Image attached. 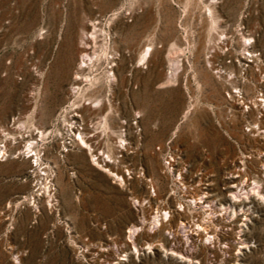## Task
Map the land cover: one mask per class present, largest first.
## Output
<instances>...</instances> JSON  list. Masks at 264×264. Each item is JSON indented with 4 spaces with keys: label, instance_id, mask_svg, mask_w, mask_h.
Returning a JSON list of instances; mask_svg holds the SVG:
<instances>
[{
    "label": "rangeland",
    "instance_id": "374dc122",
    "mask_svg": "<svg viewBox=\"0 0 264 264\" xmlns=\"http://www.w3.org/2000/svg\"><path fill=\"white\" fill-rule=\"evenodd\" d=\"M0 149V264H264V0H0Z\"/></svg>",
    "mask_w": 264,
    "mask_h": 264
},
{
    "label": "bare ground",
    "instance_id": "6f19581e",
    "mask_svg": "<svg viewBox=\"0 0 264 264\" xmlns=\"http://www.w3.org/2000/svg\"><path fill=\"white\" fill-rule=\"evenodd\" d=\"M140 5V4H139ZM137 8V7H136ZM134 9V8H133ZM133 11V10H132ZM135 11V10H134ZM136 12V11H135ZM132 13V12H131ZM115 14V13H114ZM138 14V13H137ZM138 16V15H137ZM92 20V19H91ZM101 21V20H100ZM101 24V23H100ZM97 28V27H96ZM101 30H102V28H101ZM104 30V29H103ZM99 31V30H98ZM106 31V30H105ZM86 32H89V31H86ZM92 32H94V31H92ZM100 32V31H99ZM99 32L97 33V34H99ZM101 32H103V31H101ZM141 32V31H140ZM84 33V32H83ZM91 33V32H90ZM95 33V32H94ZM96 34V33H95ZM103 34V33H102ZM135 34V33H134ZM84 35H86V34H84ZM101 35V33L99 34V36ZM101 36H103V35H101ZM105 36V35H104ZM133 36V35H132ZM86 38V37H85ZM103 38V37H102ZM93 39V38H92ZM133 39V38H132ZM87 40V39H86ZM105 40V39H104ZM85 41V40H84ZM106 41V40H105ZM104 41V42H105ZM129 41H130V39H129ZM128 41V42H129ZM82 42V41H81ZM92 42V41H91ZM100 42V41H99ZM125 42H127V41H125ZM124 42V43H125ZM139 42V41H138ZM83 43V42H82ZM90 43V42H89ZM134 43V42H133ZM141 43V42H140ZM94 44V43H93ZM101 44V43H100ZM117 44V43H116ZM126 44V43H125ZM103 45V44H102ZM108 45H110V44H108ZM135 45V44H134ZM98 46V45H97ZM101 46V45H100ZM133 46V45H132ZM141 46V45H140ZM139 46V47H140ZM84 47V46H83ZM88 47V46H87ZM93 47H95V46H93ZM102 47V46H101ZM107 47V46H106ZM113 47H114V45H113ZM116 47V49H118L117 48V45L115 46ZM133 47H135V46H133ZM147 47V46H146ZM90 48V47H89ZM98 48V47H97ZM129 48H131V46L129 47ZM96 49V48H95ZM111 49V48H110ZM120 49V48H119ZM131 49H133V48H131ZM150 47H148V48H146V50L143 52V55H142V58H145V56L149 53V51H150ZM152 49H154V48H152ZM82 50V49H81ZM98 50V49H97ZM102 50V49H101ZM104 50H105V48H104ZM143 50H144V48H143ZM92 51V50H91ZM152 51V50H151ZM82 52H84V51H82ZM86 52V51H85ZM95 52V51H94ZM104 52H106V54H107V51H104ZM104 52H102V54L104 53ZM115 52V51H114ZM114 52H112V53H114ZM127 52V51H126ZM100 53V52H99ZM109 53H110V51H109ZM121 53V52H120ZM101 54V55H102ZM131 54H132V52H131ZM130 54V55H131ZM150 54V53H149ZM87 55H90V54H87ZM100 55V54H99ZM120 55V54H119ZM119 55H117V57L119 56ZM129 55V56H130ZM105 56V55H104ZM121 56V55H120ZM139 56H140V54H139ZM85 57H87V56H85ZM93 57V56H92ZM100 57V56H99ZM94 58V57H93ZM101 58V57H100ZM104 58H106V57H104ZM123 58V57H122ZM121 59V58H120ZM137 59V58H136ZM100 60V59H99ZM109 60V59H108ZM122 60V59H121ZM131 60H133V58L131 59ZM140 60V59H139ZM143 60V59H142ZM146 60V59H145ZM82 61H83V59H82ZM106 61V60H105ZM118 61V60H117ZM102 62V61H101ZM109 62V61H108ZM112 62V61H111ZM142 61L140 60V63H141ZM88 63V62H87ZM89 63H90V60H89ZM88 63V64H89ZM146 63V62H145ZM144 63V64H145ZM97 64H100L101 65V63H97ZM84 65V64H83ZM83 65H80V66H83ZM112 65V64H111ZM110 65V66H111ZM114 65V64H113ZM116 65H117V63H116ZM92 66V65H91ZM103 66V65H102ZM133 66V65H132ZM137 66V65H136ZM140 66H141V64H140ZM140 66H137V67H140ZM86 67V66H85ZM97 67V66H96ZM95 67V68H96ZM100 67V66H99ZM115 67V66H114ZM122 67V66H121ZM83 68V67H82ZM86 69V68H85ZM93 69V68H92ZM83 70V69H82ZM90 70V69H89ZM108 70V69H107ZM86 71V70H85ZM130 71V70H129ZM129 71H128V73H129ZM83 72V71H82ZM91 72H92V70H91ZM99 73V72H98ZM113 73V72H112ZM111 73V74H112ZM133 73V72H132ZM92 74V73H91ZM110 73L108 74V79H107V85H108V90H106L107 92H103L104 90H103V87L102 88H100V87H98L97 85L99 84L98 82H99V77H96L95 75H93L92 77H90V82H89V84L93 87V90H91V91H89V92H87L86 94H85V96H84V101H85V103H87V104H89L91 107L93 106V111H94V113L97 115V116H100V118L102 119L101 121H103V120H107L108 118H107V116L110 114V112H111V110H112V107H114V104H113V100H112V98H111V95H110V93H109V90H110V87H111V85H112V83L114 82V75H111ZM86 75V74H85ZM84 75V76H85ZM98 75V74H97ZM127 75V74H126ZM88 77V76H87ZM103 77H104V75H103ZM128 77V76H127ZM83 78V77H82ZM85 78V77H84ZM102 78V77H101ZM132 78V77H131ZM104 79V78H103ZM126 79V78H125ZM87 80H89L88 78H87ZM116 80V79H115ZM118 80V79H117ZM124 80V79H123ZM100 81H101V79H100ZM132 81V80H131ZM118 82V81H117ZM138 82V81H137ZM88 83V82H87ZM103 83H105V82H103ZM124 83H125V81H124ZM132 83V82H131ZM88 84V85H89ZM102 84V83H101ZM138 84V83H137ZM139 84H141V83H139ZM100 85V84H99ZM137 86V85H136ZM130 88V87H129ZM137 88V87H136ZM126 89V88H125ZM83 91V90H82ZM124 91V90H123ZM122 91V92H123ZM130 91V90H129ZM81 92V91H80ZM127 92V91H126ZM114 93V92H113ZM124 93V92H123ZM130 93V92H129ZM114 95V97H115V93L113 94ZM129 95V94H128ZM117 96V95H116ZM120 98V97H119ZM81 101V100H80ZM85 106H86V104H85ZM88 106V105H87ZM90 107V108H91ZM116 109V108H115ZM114 110V109H113ZM117 111V110H116ZM119 111V110H118ZM117 111V112H118ZM87 112V111H86ZM141 112V111H140ZM111 113H113V111L111 112ZM115 114V113H114ZM93 115V114H92ZM116 115V114H115ZM115 115H114V117H115ZM139 115V114H138ZM81 117V116H80ZM84 117V116H83ZM83 117H81V118H83ZM89 117V116H88ZM114 120V119H113ZM112 120V121H113ZM80 122V121H79ZM83 122H84V120H83ZM85 123V122H84ZM83 123V124H84ZM105 123V125L107 124L106 122H104ZM108 126V125H107ZM74 127H76V126H74ZM106 127V126H105ZM109 127H111V126H109ZM115 127V126H114ZM79 129H80V127H78ZM77 128V130L79 131V136L78 137H76V135H75V140H78L79 141V145H81V146H85V145H87V142L85 141V136H84V138H83V135H82V132H81V130H79ZM73 129V128H72ZM108 130V129H107ZM71 131H73V130H71ZM77 131V132H78ZM109 131H111V130H109ZM74 132V131H73ZM85 133V132H84ZM88 140H90V139H88ZM89 143V142H88ZM28 149H30V147L28 148ZM5 150V149H4ZM7 150V149H6ZM32 151L34 150V149H31ZM30 150V151H31ZM1 149H0V153H1ZM2 153H5L4 151H2ZM36 154V153H35ZM7 155V154H6ZM236 202V201H235ZM235 204H237V203H235Z\"/></svg>",
    "mask_w": 264,
    "mask_h": 264
},
{
    "label": "built area",
    "instance_id": "2783aa9c",
    "mask_svg": "<svg viewBox=\"0 0 264 264\" xmlns=\"http://www.w3.org/2000/svg\"><path fill=\"white\" fill-rule=\"evenodd\" d=\"M5 156V153L0 154V158H3Z\"/></svg>",
    "mask_w": 264,
    "mask_h": 264
}]
</instances>
